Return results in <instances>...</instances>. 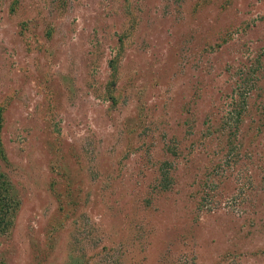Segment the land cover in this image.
<instances>
[{
    "label": "rangeland",
    "instance_id": "rangeland-1",
    "mask_svg": "<svg viewBox=\"0 0 264 264\" xmlns=\"http://www.w3.org/2000/svg\"><path fill=\"white\" fill-rule=\"evenodd\" d=\"M0 142V264H264V0H0Z\"/></svg>",
    "mask_w": 264,
    "mask_h": 264
},
{
    "label": "trees",
    "instance_id": "trees-1",
    "mask_svg": "<svg viewBox=\"0 0 264 264\" xmlns=\"http://www.w3.org/2000/svg\"><path fill=\"white\" fill-rule=\"evenodd\" d=\"M4 148L2 147V144L0 142V153L1 156L3 157V159L6 160V155L4 153ZM3 182L1 183L0 181V231H4L3 229H1L4 225V220L6 219L5 216H7V213L9 212V210L12 209V205L9 202V196L7 194V190L6 187L4 189V187L2 186ZM14 208V207H13ZM5 229V227H3Z\"/></svg>",
    "mask_w": 264,
    "mask_h": 264
}]
</instances>
